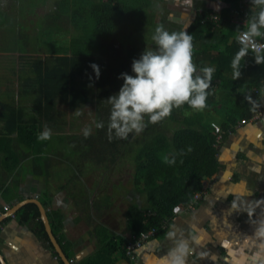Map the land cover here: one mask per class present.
Returning a JSON list of instances; mask_svg holds the SVG:
<instances>
[{"label": "trees", "instance_id": "obj_1", "mask_svg": "<svg viewBox=\"0 0 264 264\" xmlns=\"http://www.w3.org/2000/svg\"><path fill=\"white\" fill-rule=\"evenodd\" d=\"M151 1L157 0H57L53 13L40 14L41 23L30 20L33 34L30 36L28 32L25 36L30 40H24L23 49L16 47L20 45L19 40L14 45L9 38L10 25H6L5 21L9 20L8 16L12 17L10 7L0 8V29L4 28V31H0V50L19 52L15 62L21 61L20 67L11 69L18 83L17 95L9 89L0 98V173L9 176L16 171L20 174L27 155L33 157L35 166L40 165L43 158L39 157H44L51 150L52 141L40 139L42 132L36 131L37 127L32 121L41 118L61 128L68 123L69 112H73L77 106L91 103L100 111L97 110L95 116L96 125L99 123L103 126L98 128L95 125L91 134L82 138L81 148H78L83 149V159L92 153L91 160L98 159V166L105 170L118 159L122 165L131 160L129 166L133 170L132 175L127 182L121 183L124 189L131 188L138 196L135 201L126 200L124 208L128 230L135 234L153 227L159 228L163 220L169 221L178 210L185 209L194 196L203 190L205 180L218 173L219 145L225 134L238 120L250 119L258 109L264 108V50L256 53L237 40L238 31L244 28L249 32V27L230 25L231 28L223 32L219 29L221 18L216 21L211 19L210 9L206 8L195 15L186 33L192 37V60L200 70L199 75L203 77V68L215 69L206 89L205 107L196 109L185 102L173 107L169 116L156 123L150 122L145 115L139 132L130 131L124 138L117 136L115 130L109 127V97L116 95L120 87L107 83L114 92L105 90L104 73L110 69L115 77L121 78V73L133 75L132 62L148 51L147 44H152L151 27L155 29L163 22L153 25L155 22L152 23L147 16L145 24L141 25L145 17L143 8ZM221 1L232 6L240 0ZM38 3L29 0L32 7ZM230 9L226 7L223 15L230 13ZM260 11L261 6L249 0L245 9L249 26L257 21ZM62 21H70L71 25H61ZM150 22L152 25H146ZM26 23L24 20V25ZM60 32L69 34L70 38L59 39ZM260 32L264 34V27L260 28ZM134 34L143 39L141 47L130 44ZM257 38L264 42V35ZM32 53L35 55L31 56ZM257 54L262 58L259 63ZM111 57L117 58V66L106 69L107 60ZM237 61L235 70L240 75L234 76L233 64ZM93 64L99 67V78ZM89 79L95 82L92 88ZM216 90L221 91L216 94L218 100H214L212 95ZM218 101L225 106L221 110L214 109L220 118L219 125L216 126L213 118L210 122H204L203 116L213 113V105ZM58 102L63 103V110L57 109ZM29 110L34 111L32 124L25 119ZM61 132L69 133L66 129H61ZM61 143L62 139L59 140ZM98 147L101 149L96 151ZM57 148L52 153L64 159L63 151ZM77 160L70 163L81 173L84 161ZM43 162L48 166L39 169L48 172L51 165L45 160ZM19 213L23 219L39 217L34 203L25 204ZM51 217L52 222H56L54 231L59 230L62 226L61 215L52 212ZM40 232L48 238L43 226ZM114 246L116 244L107 243L106 240L86 264H102L109 250L107 247L114 250ZM117 246L120 247L118 243ZM122 256L121 259L127 261L125 254ZM106 258L109 260L105 264H116L118 260L112 255Z\"/></svg>", "mask_w": 264, "mask_h": 264}, {"label": "crops", "instance_id": "obj_2", "mask_svg": "<svg viewBox=\"0 0 264 264\" xmlns=\"http://www.w3.org/2000/svg\"><path fill=\"white\" fill-rule=\"evenodd\" d=\"M168 1L164 18L160 21H165L168 9L181 3L180 0ZM248 3L249 0H240L231 6L221 0H188L180 9L181 20L176 23L166 20L162 25L165 24L164 29L169 32L187 33L195 15L207 8L217 17L213 20L221 18L219 29L223 32L235 25L232 21L235 16L248 28V19L245 18ZM226 7L231 8L230 13L223 15ZM10 54L19 56V52L0 50L1 58ZM220 93L216 90L213 99L218 100L216 94ZM261 109V116L246 119L245 123L238 120L225 134L219 145L218 173L205 180L203 196L194 208L178 210L167 227L146 240L132 258L124 252L130 231L124 207L119 202L109 204L113 209L109 215L96 211L100 202L98 194L90 195L92 187L87 196L70 200L68 191L72 184L66 176L51 178L50 168L48 172L36 168L26 171L24 164L33 163L32 156L22 162L20 174L16 171L9 176L0 173V264H67L50 241L37 205L38 218L23 219L19 210L12 214L15 205L27 199H37L43 204L53 233L63 252L73 260L72 264H86L106 240L116 244L114 250L107 247L106 254L108 258L112 255L118 259L116 264H160L161 258L174 246V241L179 240L188 241L192 249L186 264H264V238L255 236L256 229L264 222V108ZM59 162L55 169L62 170L65 165L60 166ZM121 193V199L125 201H135L138 197L131 188L122 187ZM5 204L9 206L8 210L2 208ZM52 212L62 217V226L57 231L53 228L56 222L50 218ZM42 226L48 238L40 232ZM169 231L177 233L174 240L168 239ZM192 236H197L199 243L193 242ZM124 254L128 262L121 259ZM106 257L105 262L109 260Z\"/></svg>", "mask_w": 264, "mask_h": 264}, {"label": "rangeland", "instance_id": "obj_3", "mask_svg": "<svg viewBox=\"0 0 264 264\" xmlns=\"http://www.w3.org/2000/svg\"><path fill=\"white\" fill-rule=\"evenodd\" d=\"M36 1L39 3L32 7L29 4V0H12V1L11 0H0V8L6 9L7 6L10 7L12 17L8 16L9 18L8 25H10L8 27L9 28V38L11 39V44H14V45L18 44V40L20 41V45L16 46L18 48L23 49L24 40H30V38L27 39L25 37L28 34V32L30 36H32L33 34V30L31 29L32 24L29 23L30 20L40 22V14L43 15V13L46 14L49 12L53 13L56 10L55 2H57V0H46V1L45 0H35V2ZM186 1L188 2V0H182V1L180 0L181 3L176 4L175 8L168 9L167 12L169 13L166 14L165 16L166 19L165 21L163 20V22H166L167 20V22L172 21L176 23L179 20H181V18L183 17V14L180 9L181 7L186 6L185 5ZM168 2H169L168 0L151 1L150 4H148L146 8H143V13L145 14V17L142 20V24L141 23L140 24L141 25L145 24L144 22L147 19V16L149 17L150 21H152V23L155 22L153 25L159 22L160 18H164V8L167 7ZM172 11H174L175 13ZM120 17L121 15L119 16V18ZM24 20L27 22L25 25H24ZM152 23L150 22V24H146V25H152ZM15 24H20V25H15ZM61 25H71V24H70V21H66V23L62 21ZM134 25H139V24L135 23ZM159 26H163V28L166 27L165 24L159 25ZM8 28L5 29V31L8 30ZM0 31H4V28H1ZM153 32H154V27L153 29L151 27V33ZM137 34L141 35V32H138ZM64 37L68 39L70 38L69 34H65L63 32H60V34H58L59 39L64 38ZM142 40L143 39H141L139 35L137 36L135 35L132 39V42H130V44H135L141 47ZM150 43L152 44H149V45L147 44L148 50H153V51L157 50L158 46L155 44V42L152 40V42ZM127 47L129 48L130 46L127 45ZM119 48L121 49V45H119ZM30 55L32 56L35 54L32 53ZM109 56H112V55H109ZM15 57L17 58V55H12V54L8 55L7 58L0 57V76L2 77V79L0 80V98L4 96L3 92L6 93V91L9 89L13 92L15 96L17 95L16 90H17L18 83L15 78L16 76L15 74L12 73L11 69L16 70V68L20 67L21 61H19L18 63L15 62ZM206 61H208V59ZM116 62H117V58H113V57L109 58L106 63V69L116 67L117 66L115 64ZM195 67H196V72L200 73V70L197 68L196 64H195ZM115 69L117 70V68ZM109 70H106L104 73V79H105L104 84L106 83L105 90L108 89L107 91L114 92L113 87H109V86L114 85V87H121V85L123 84V79L119 77H115L114 72L112 73ZM91 75L92 77H94L93 73ZM88 82L91 88L93 87V85L95 86V82L93 83L92 79H89ZM107 83H109L110 85H108ZM94 89L96 92V87H94ZM6 98L7 97H5V99ZM29 98L30 97H28V100ZM82 106H79V107L77 106L75 107V110L73 112H69L68 123L65 126H61V128L59 127L58 124L55 125L54 123L45 122V120L41 118L36 119L35 122L32 121L31 116H34V111L32 110L28 111V115L25 116V119L28 120L26 122L29 124H32L33 122L34 125H36L37 127L36 131H39L42 133L49 132L50 133L49 140H51L53 144H52L51 150L48 152L47 155H44V157H39V159L43 158L41 159L42 162L40 163V165L35 166L34 162L29 163L28 161L27 163L25 162L24 168L26 169V171L33 170L35 167L36 169L40 168L43 170L45 167L48 166V164L44 163L43 160L47 161L49 165H51L50 173L53 175L51 176V178L55 176L56 178L61 179V178H65L66 176L68 180H71L70 182L72 184V187H71V190L68 191L70 200H75L76 198L81 197V196L82 197L87 196L88 192L90 191L92 187L93 192L91 193L89 192L90 195L93 196L92 193L98 194L97 198L100 202V204L99 205L97 204L96 206V211H99L100 213L103 212V214L106 212L105 214L109 215V213L111 214V210H113L112 207L109 205L110 203H115L117 201L119 202V204H122L124 208L127 205V202L124 199H121L123 195L121 193V190H122V187H124L121 182H127V180L131 177L133 170H131L132 168L129 165H131L132 162L131 160H127V164L122 165L121 163L118 162L119 161L118 159L117 161L111 164V167L109 169L105 170L102 167L98 166V163H99L97 161L98 159H96V161L91 160L92 153H90L87 159L82 158L83 149H79L81 148L79 146L81 142L83 141L82 138L85 136L84 131L88 130L89 134H91V129H94L96 125L95 116L97 115V110L99 111V109H97V107H94L93 104L91 103L89 105L88 104L85 105L84 107ZM56 107L57 109L62 108L63 103L58 102ZM224 108L225 106L224 104L222 106V103H219V105L214 106L213 113H207L206 115H204L203 121L210 122L212 121V118H213V120L216 121L217 123L216 126L219 125L220 118H218V113L214 109L221 110ZM60 110H63V108ZM105 116L106 117L109 116V113ZM61 129L62 130L66 129L67 131H69V133L65 134L64 132H61ZM73 134L75 137L73 136ZM61 139H62V143L59 144V140ZM56 148L61 149L63 151L62 155L68 161L65 158L62 159L63 157L61 158L57 156L56 154L52 153V152H55ZM99 149H101V147H98L95 150L98 151ZM27 159H28V155H27ZM77 159H80L79 161L81 162L84 161L81 173L76 171L70 163V161H78ZM58 161H63L65 165L64 168L66 170L64 168L62 170H59L58 168L55 169L56 166L58 165L57 163ZM61 164L62 163L60 162V166ZM55 171H56V174H54ZM80 176H83V177H80ZM84 186L86 188H84ZM114 188H117L118 190L115 189L114 191L113 190ZM107 205H109L108 209H106ZM100 208H103V209L100 210Z\"/></svg>", "mask_w": 264, "mask_h": 264}, {"label": "clouds", "instance_id": "obj_4", "mask_svg": "<svg viewBox=\"0 0 264 264\" xmlns=\"http://www.w3.org/2000/svg\"><path fill=\"white\" fill-rule=\"evenodd\" d=\"M261 6L258 19L249 27V38L264 35L260 28L264 27V0H253ZM152 40L158 46L157 50L144 52L139 59L132 62V73H121L123 84L118 93L109 97L111 112L109 127L115 130L117 136L124 138L133 130L139 132L143 127L144 116L156 123L171 114L173 107H179L185 102L196 109H203L213 72L212 67L202 69L203 77L194 76L196 67L192 62V37L185 32H169L163 26L154 29ZM255 45V40L252 41ZM243 55V53L241 54ZM257 62L261 56L257 54ZM238 61L233 64V75L239 76L235 69ZM96 77L100 70L92 65ZM97 124L96 127H102ZM85 137L89 131H84ZM40 139H49L50 133L43 132ZM171 163V162H170ZM175 231H169L167 237L174 240ZM255 236L264 238V222L256 229ZM191 240L199 243L197 236ZM192 249L186 240L174 241V246L161 258L160 264H186L187 256Z\"/></svg>", "mask_w": 264, "mask_h": 264}, {"label": "built area", "instance_id": "obj_5", "mask_svg": "<svg viewBox=\"0 0 264 264\" xmlns=\"http://www.w3.org/2000/svg\"><path fill=\"white\" fill-rule=\"evenodd\" d=\"M211 19H217V17L213 14L210 13L209 14ZM216 21V20H215ZM233 23L236 26H243V22L240 21L238 19V17H233L232 18ZM236 38L239 42H241L242 44H244L245 46H247L249 49L253 50L256 53H259L261 51L264 50V42L260 41L257 37H252L251 39L249 38L248 35V31L245 30L244 28H241L237 35ZM255 40V45H253L252 41ZM263 109H258L256 111V113H254V115L251 117V119H256L259 116L262 115V111ZM245 119L241 120V123H245ZM221 136H219L218 138H220ZM204 189L201 190L199 193H197L194 196V199L191 203H189L185 209H193L194 206L196 205V203L200 200V198L203 196L204 193ZM4 210H8L9 206L7 204L3 205L2 207ZM168 224V220H163L160 227H153L147 231H142L139 234H135V233H130L129 236L126 239L125 245H124V252L126 254V256H128L129 258L133 257V253L135 252L136 249L142 247V245L144 244V242L146 240H148L151 237H154L155 235H157L159 232L163 231Z\"/></svg>", "mask_w": 264, "mask_h": 264}, {"label": "water", "instance_id": "obj_6", "mask_svg": "<svg viewBox=\"0 0 264 264\" xmlns=\"http://www.w3.org/2000/svg\"><path fill=\"white\" fill-rule=\"evenodd\" d=\"M29 202H33L38 206L42 220H43V223H44L45 230H46L47 235L50 238V241L52 242L53 246L56 247V249L58 250L59 253H61V255H63V258L67 264H72L73 260L71 258L67 257L66 254L63 252V250H62V248H61V246H60V244H59V242H58V240H57L56 236L54 235L53 230L51 228L49 218H48V213H47L45 207L43 206V204L39 200L27 199L26 201L19 202L18 204L15 205V209L13 210L12 214H14L16 211H18L21 206H23Z\"/></svg>", "mask_w": 264, "mask_h": 264}]
</instances>
